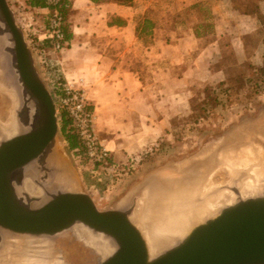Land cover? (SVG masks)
Segmentation results:
<instances>
[{"label": "rangeland", "instance_id": "obj_1", "mask_svg": "<svg viewBox=\"0 0 264 264\" xmlns=\"http://www.w3.org/2000/svg\"><path fill=\"white\" fill-rule=\"evenodd\" d=\"M7 1L25 34L29 48L35 55L34 60L39 75L52 96L55 95L56 80L65 79L63 73L71 72L73 78L70 76L68 81L76 82L75 88L84 90L90 108L95 111L98 136L111 150L112 158L116 162L115 168L102 170L94 167L84 158H78L62 134L63 110L56 100L59 120L56 157L63 164L55 166L58 170L67 168V171L72 172L73 177L69 176L71 174L64 176L71 185H74L72 190L90 195L101 211L125 209L132 199H138L141 189L148 183L160 177L175 181L180 175L186 177L184 173H191L192 169L194 170L201 163L205 166L207 163H214L216 166L202 187V195L232 191L236 180L238 185L242 183L240 181L249 182L248 178L252 175L255 181L252 182L259 190L256 195L249 198L264 195V85L259 72L261 56H234L230 51L231 48L234 50L236 47L232 45V36L227 35L222 41L225 45L224 53L213 56L209 62L214 71L220 73L215 77H211L208 73L184 77L183 87L176 85L173 87V89H183L182 95L177 98L169 94L165 107L156 109L158 113L167 114L165 116L167 123L152 124L151 122L149 125H133L127 124L128 119L111 115L107 118V122L101 125L94 103L89 99L84 81L79 76V69L67 70L61 61L58 67L53 68L44 63L38 38L39 34L47 29L48 19L46 23L45 15L31 8L30 0ZM71 20L80 25L86 20L91 22L86 16H77ZM208 24L214 27L211 19ZM72 25V21L65 23V27L71 32ZM213 33L216 35L213 30L209 31V35ZM74 34L79 36V31L74 30ZM85 34L87 36L88 32ZM86 36L80 35L81 38ZM258 39V37L252 39L255 47ZM84 43L87 41L80 40L79 44L75 42V51L82 52L84 47H88ZM71 47L69 46L68 49ZM136 51L135 55L140 56L141 49ZM73 53L74 51L71 54ZM45 56L57 58V54L49 49ZM65 56L67 55L59 54L58 59L62 60ZM192 59L193 56L186 57L188 66L192 64ZM137 62L136 64L139 65ZM200 63L203 65V62ZM159 80L166 81V78L161 79L160 76L153 74V83L162 84ZM12 93L13 91L9 96L3 88H0V115H5L4 112L9 113L7 115L12 116L11 123L14 121L13 114L16 107ZM160 96H162L161 91L158 92V89L154 88L152 100L156 101ZM176 101H179V109L176 108ZM155 117L153 120H156ZM103 126L105 130L102 129ZM0 138H6L1 131ZM211 152L212 154L209 155ZM250 168H253V171H250ZM245 172L246 174L243 175ZM187 176L189 181L193 180L192 174ZM189 186L194 192L195 187ZM148 193L149 191L146 192L145 198ZM233 193L236 194L234 191L227 194L235 196ZM211 194L209 196H212ZM45 239L54 242L55 250L63 255L67 264L103 262V257L85 242L75 238L72 230Z\"/></svg>", "mask_w": 264, "mask_h": 264}, {"label": "water", "instance_id": "obj_2", "mask_svg": "<svg viewBox=\"0 0 264 264\" xmlns=\"http://www.w3.org/2000/svg\"><path fill=\"white\" fill-rule=\"evenodd\" d=\"M0 58V87L15 93L14 120L26 126L15 136L0 138V232L52 237L82 224L115 245L101 264H264V196L238 199L153 258L147 239L132 221L142 192L125 209L101 211L90 195L60 188L72 172L55 166L63 164L56 157L57 108L7 0H0ZM4 76L9 83L3 82ZM32 165V183L40 194L21 189L24 171ZM232 189L240 196L238 182ZM196 199L194 204L203 202L202 197Z\"/></svg>", "mask_w": 264, "mask_h": 264}, {"label": "crops", "instance_id": "obj_3", "mask_svg": "<svg viewBox=\"0 0 264 264\" xmlns=\"http://www.w3.org/2000/svg\"><path fill=\"white\" fill-rule=\"evenodd\" d=\"M33 1L34 4L29 2L30 7L43 13L47 23L51 10L46 0V8L37 7ZM243 1L246 6L250 4V0ZM72 2V16L68 20L73 23V38L69 40L72 47L63 52L67 56L60 61L67 70L79 69L101 125L111 115L128 119L127 124L133 125L167 123V114L158 113L156 109L165 107L169 94L177 98L182 95L183 89L173 87H183L184 77L207 73L215 77L220 73L214 71L209 62L213 56L224 53L222 41L227 35L232 36V45L236 47L230 51L234 56L264 54V24L259 18H264V0H256L255 9L252 5L247 13L237 11L233 0H135L133 6L98 5L90 0ZM198 4L203 6L190 10ZM188 10L191 14L186 15ZM205 10L213 16L214 27L208 30H213L216 35H209V31L204 30L208 25L202 16ZM77 16H86L91 22L86 20L77 24L71 20ZM146 20L154 28L143 34ZM138 27L142 39L137 35ZM74 30L79 31V36H75ZM256 37L259 39L255 47L252 39ZM80 40L87 41L84 44L88 47L77 52L74 44H79ZM139 49L141 53L137 56ZM187 56H193L190 66L185 61ZM70 74L63 73L65 78L68 75L66 79H70ZM153 74L166 81L159 80L162 84H154ZM154 88L162 93L156 101L152 100ZM178 102L176 108L179 109ZM102 129L106 128L103 126Z\"/></svg>", "mask_w": 264, "mask_h": 264}, {"label": "bare ground", "instance_id": "obj_4", "mask_svg": "<svg viewBox=\"0 0 264 264\" xmlns=\"http://www.w3.org/2000/svg\"><path fill=\"white\" fill-rule=\"evenodd\" d=\"M1 64L2 61L0 58ZM3 82L9 83L6 76H4ZM4 90L10 96V89L4 88ZM12 94L14 95L13 100L17 105L18 100L16 99V95L14 92ZM4 114L0 115V131L5 134L6 138H10L24 131L26 126H21L15 120L11 123L12 116L7 115L9 113L6 112ZM199 165L194 170L192 169L191 173L188 172L192 174L193 180L191 181L186 178L189 174L184 173L186 177L180 175L175 181L170 178L160 177L141 189L142 197L133 214L132 221L139 227L147 239L150 254L153 258L163 251L174 247L185 238L183 237L185 234L187 236L191 228L218 215L223 207L232 206L240 198L245 199L246 197L249 198L250 196L256 195L259 190L254 184V176L251 174L252 176L250 175V178L247 177L250 180L249 182H239L242 189L240 196L234 193L236 197L232 196V194H227L228 192L232 193V191H226V193L225 191H221L216 195L209 193L214 197L209 196V194L202 195V187L216 165L214 163H207V166L204 163ZM25 170L26 179L21 189H24L30 194H40L41 192L37 191L36 186L32 183V178L36 176V168L32 165ZM250 171H253V168H250ZM245 174L246 172L243 175ZM63 182L64 184H59V187L62 189L72 190L74 187V185H71L66 180V177H64ZM235 184H237V180ZM189 185L195 187L194 193ZM147 191H149V195L145 198ZM183 191L187 194L188 192L192 193L193 195L188 194L184 196L181 193ZM190 195H192L191 206L186 208ZM197 197H202L203 202L194 204L197 202ZM69 230L74 231L75 238L95 249L103 257L102 259L108 258L115 251V245L109 238L90 230L82 224H77ZM0 234V264H67L63 255L55 250L54 242L50 239H45L51 237L20 236L7 231H1Z\"/></svg>", "mask_w": 264, "mask_h": 264}, {"label": "built area", "instance_id": "obj_5", "mask_svg": "<svg viewBox=\"0 0 264 264\" xmlns=\"http://www.w3.org/2000/svg\"><path fill=\"white\" fill-rule=\"evenodd\" d=\"M46 2L51 12L46 32L38 39L44 63L53 68L60 65L59 54L68 49L70 42L65 27L66 21L60 12L62 0H46ZM48 49L55 52L57 58L45 56ZM75 84L76 82L72 83L66 78L56 80L53 99L55 98V105L59 104L60 108L67 113L79 137L81 147L78 158H84L91 165L102 170L115 168L116 165L111 162V150L98 136L95 111L90 108L84 90L75 88Z\"/></svg>", "mask_w": 264, "mask_h": 264}, {"label": "trees", "instance_id": "obj_6", "mask_svg": "<svg viewBox=\"0 0 264 264\" xmlns=\"http://www.w3.org/2000/svg\"><path fill=\"white\" fill-rule=\"evenodd\" d=\"M35 1H36L35 4L37 5V7H41V8L47 7L45 0H35ZM90 1L95 3V4H98V5L99 4H106V3H117V4L122 5V6H133L134 2H135V0H90ZM31 2H32V4H34L33 0H31ZM233 2H234L235 9L237 11L242 12V13H247L248 10H250V7L252 5H253L252 9H255V5H256V0H250V4L248 6L244 5L245 2L243 0H233ZM202 6H203V4H198L196 6L191 7L190 10L196 9V8H201ZM72 7H73L72 0H62L61 6H60V12L64 16L66 22L72 16ZM190 10H188V12ZM188 12H185V13L188 14ZM202 16L205 17L204 21L206 22V24H208L207 21L210 22V19L211 20L213 19V16L210 15L207 10H205V12H204V14H202ZM259 18H260V20L263 21V24H264V18L262 16H259ZM148 21L149 20L145 21V26L142 30L143 34L148 33V31H150V29L154 28V26L152 27ZM210 28H212V26H210L209 24L206 25V28L204 29L205 32L209 31L208 29H210ZM66 32H67L68 40H71L73 38V32H71L69 30V28H66ZM137 35L140 39L143 38V36H141L142 34L139 33V27L137 28ZM263 50H264V39H263ZM261 59H262V63H261L259 72H260L261 77H262V80H261L262 84L264 85V54H263V56H261ZM263 91H264V86H263ZM61 121H62L61 131H62L64 138L68 142L70 149L74 153H76V155H79L80 154L79 149L81 147V142H80L79 137L77 136L76 132L74 131L71 119L69 118V116L67 115V113L65 111H62ZM111 162H112V164L116 165V162L113 160V158L111 159Z\"/></svg>", "mask_w": 264, "mask_h": 264}]
</instances>
